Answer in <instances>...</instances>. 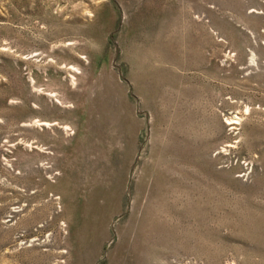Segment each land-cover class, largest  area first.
I'll list each match as a JSON object with an SVG mask.
<instances>
[{"label":"rangeland","instance_id":"obj_1","mask_svg":"<svg viewBox=\"0 0 264 264\" xmlns=\"http://www.w3.org/2000/svg\"><path fill=\"white\" fill-rule=\"evenodd\" d=\"M0 264H264V0H0Z\"/></svg>","mask_w":264,"mask_h":264},{"label":"bare ground","instance_id":"obj_2","mask_svg":"<svg viewBox=\"0 0 264 264\" xmlns=\"http://www.w3.org/2000/svg\"><path fill=\"white\" fill-rule=\"evenodd\" d=\"M252 62H254V61L252 60Z\"/></svg>","mask_w":264,"mask_h":264}]
</instances>
